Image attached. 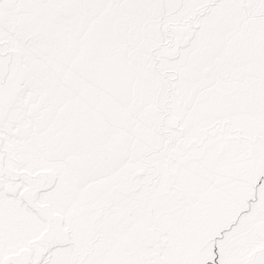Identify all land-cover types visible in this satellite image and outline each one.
Returning <instances> with one entry per match:
<instances>
[{
	"label": "snow or ice",
	"instance_id": "snow-or-ice-1",
	"mask_svg": "<svg viewBox=\"0 0 264 264\" xmlns=\"http://www.w3.org/2000/svg\"><path fill=\"white\" fill-rule=\"evenodd\" d=\"M0 264H264V0H0Z\"/></svg>",
	"mask_w": 264,
	"mask_h": 264
}]
</instances>
